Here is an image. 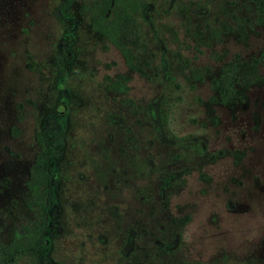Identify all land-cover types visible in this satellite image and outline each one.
Returning <instances> with one entry per match:
<instances>
[{
  "label": "rangeland",
  "instance_id": "1",
  "mask_svg": "<svg viewBox=\"0 0 264 264\" xmlns=\"http://www.w3.org/2000/svg\"><path fill=\"white\" fill-rule=\"evenodd\" d=\"M57 1L0 0L2 241L28 216L25 182L37 151L34 132L50 100L47 62L59 36L53 17ZM81 1L71 0L74 62L64 83L68 95L63 155L72 157L73 165L56 189L58 224L46 243L42 264H209L225 255L238 262L264 264V83L234 86L228 95L212 83L235 55L246 59L259 51L264 25L240 35L219 34L203 44L200 38L207 31L202 22L213 16L217 25L229 9L197 15V31L177 35L178 44L187 45V50L171 57L175 82L166 88L153 79L145 53L130 69L115 48L89 32L78 13ZM228 13L224 22L230 26ZM216 25L209 23L208 28ZM166 37L170 48H176L172 37ZM178 59L187 63L184 70ZM29 60L39 65L38 71L27 68ZM188 69L198 71L200 79H192ZM115 76L124 77V99L132 103L135 114L122 104L111 108L121 130L133 133L134 153L144 157L156 153L157 146L141 132L145 129L141 115L157 114L168 102L172 131L190 134L210 155L201 167L184 175L169 197L166 213L157 201L149 205L141 199L144 176L135 174L133 162L121 160L114 137L98 126L109 107L97 85ZM169 217L177 221L179 232L174 256H158L152 243Z\"/></svg>",
  "mask_w": 264,
  "mask_h": 264
},
{
  "label": "trees",
  "instance_id": "2",
  "mask_svg": "<svg viewBox=\"0 0 264 264\" xmlns=\"http://www.w3.org/2000/svg\"><path fill=\"white\" fill-rule=\"evenodd\" d=\"M71 4V0H58L53 9V17L59 26V36L47 62L51 74L48 87L50 100L45 114L38 119L37 130L34 132L37 151L25 183L24 207L28 216L24 223L10 231L6 237L7 244L0 243V264H19L26 261L29 264H42L48 247L46 243L58 224L56 189L73 165L72 157L63 155L67 116L64 107L68 95L64 83L71 74L74 62L70 51L74 41ZM224 8L229 9L227 13L229 12L230 26L224 22L226 12L220 15L222 20L217 25L213 16H210V21L202 22L203 27L206 26L204 30L207 31V36L200 38L203 44L212 42L219 34L240 35L244 31L264 25V0H84L77 7L89 32L115 48L128 68L133 69L134 63L145 53L146 58L151 61L149 63L153 79L157 83L164 82L166 88L169 87L167 83L175 82L172 77V66L175 65H172L171 57L176 59L183 50H187V45L178 44L177 35L196 32L197 15L212 14L214 9ZM209 23L216 25L215 28L209 29ZM166 34L177 43L176 48H170L171 41ZM196 48L192 46L194 51ZM178 60L184 70L186 62ZM144 63L146 66V59ZM27 68L38 71L39 65L29 60ZM183 74L179 73L181 78H184ZM188 74L192 79H200L198 71L192 72L188 69ZM124 83L123 76H115L111 80L103 78L97 85L107 98L109 107L103 111L98 126L114 137L112 143L119 146L117 150L121 160L128 159L133 162L137 168L135 174L140 172L144 176L141 180L144 183L140 188L141 199L149 205L157 201L159 210L166 213L169 197L179 187L184 175L201 167L210 155L190 134L181 135L172 131L167 120L168 102L157 114L141 115L140 123L145 128L141 132L149 135L151 144L157 146L156 153L152 157L134 153L136 148L131 144L133 133L128 128L121 130L120 119L111 108L112 105L122 104L128 113L135 114L132 103L124 99ZM212 83L214 89L227 95L234 86L264 83V45L246 59L235 55L228 66L220 68L218 79ZM97 108L95 106L96 114ZM138 110L144 113L140 108ZM160 114L162 115L159 120ZM155 122L159 123L158 126ZM112 139L110 137L109 141ZM137 160L138 165L135 164ZM149 192L150 195L147 194ZM176 225L177 221L169 217L162 229H159L158 237L152 243L158 256H174V243L176 235H179ZM128 240L129 237L126 241ZM176 262L174 264H183ZM209 264L252 263L238 262L225 255Z\"/></svg>",
  "mask_w": 264,
  "mask_h": 264
},
{
  "label": "flooded vegetation",
  "instance_id": "3",
  "mask_svg": "<svg viewBox=\"0 0 264 264\" xmlns=\"http://www.w3.org/2000/svg\"><path fill=\"white\" fill-rule=\"evenodd\" d=\"M28 178V177H27ZM26 183V182H25ZM26 187V186H25ZM57 213H58V211H57ZM58 218H59V215H58ZM12 230V229H11ZM1 241H0V243H3V244H7L8 243V240H6V241H2V239H0Z\"/></svg>",
  "mask_w": 264,
  "mask_h": 264
}]
</instances>
